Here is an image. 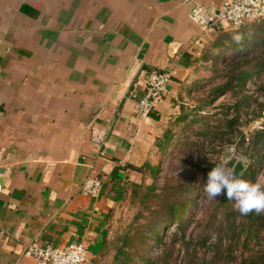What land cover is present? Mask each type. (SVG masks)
Segmentation results:
<instances>
[{
  "label": "crops",
  "instance_id": "0c3cea01",
  "mask_svg": "<svg viewBox=\"0 0 264 264\" xmlns=\"http://www.w3.org/2000/svg\"><path fill=\"white\" fill-rule=\"evenodd\" d=\"M225 1L0 0V264H36L35 239L105 245L203 56L233 29L201 33L192 6ZM153 71L173 73L170 93L143 115ZM90 174L103 182L95 198L80 192Z\"/></svg>",
  "mask_w": 264,
  "mask_h": 264
},
{
  "label": "rangeland",
  "instance_id": "374dc122",
  "mask_svg": "<svg viewBox=\"0 0 264 264\" xmlns=\"http://www.w3.org/2000/svg\"><path fill=\"white\" fill-rule=\"evenodd\" d=\"M248 26L207 50L179 99L186 115L166 121L174 135L165 152L154 154L155 175L148 167L137 194L112 210L105 245L89 250L86 264H242L264 252V220L235 218L226 195L209 199L204 192L207 174L220 164L236 172L241 163L240 178L264 184V20ZM242 71L250 74L243 86L237 78L234 88L217 89ZM175 198L190 199L181 226L164 223L171 218L164 204ZM244 226L252 227L250 234Z\"/></svg>",
  "mask_w": 264,
  "mask_h": 264
},
{
  "label": "built area",
  "instance_id": "2783aa9c",
  "mask_svg": "<svg viewBox=\"0 0 264 264\" xmlns=\"http://www.w3.org/2000/svg\"><path fill=\"white\" fill-rule=\"evenodd\" d=\"M190 19L203 34L223 30L224 25L240 29L248 23L264 19V0H227L219 6L195 3L190 11ZM172 76L170 71L145 74V94L138 103V112L149 114L169 95ZM102 187V179L96 174H90L82 182L80 192L84 196L95 198L100 195ZM1 190L0 181V192ZM25 254L36 264H86L88 250L82 240L52 245L35 239L26 246Z\"/></svg>",
  "mask_w": 264,
  "mask_h": 264
},
{
  "label": "clouds",
  "instance_id": "9594fccd",
  "mask_svg": "<svg viewBox=\"0 0 264 264\" xmlns=\"http://www.w3.org/2000/svg\"><path fill=\"white\" fill-rule=\"evenodd\" d=\"M233 39L240 43L242 37L235 35ZM204 192L209 199L226 195L228 200L234 202L235 209L241 215L264 214V184L246 181L234 169L226 168L223 164L216 165L207 174Z\"/></svg>",
  "mask_w": 264,
  "mask_h": 264
},
{
  "label": "trees",
  "instance_id": "16d2710c",
  "mask_svg": "<svg viewBox=\"0 0 264 264\" xmlns=\"http://www.w3.org/2000/svg\"><path fill=\"white\" fill-rule=\"evenodd\" d=\"M262 21V20H261ZM251 23L246 24L245 26L242 27V29H246L248 28ZM241 29V28H240ZM214 33H218V31L214 32ZM231 35L230 31H227L225 33H223L220 37H217L215 42L213 43V45L216 44H220L222 42L223 39L229 37ZM250 76V74L246 71H242L240 72L238 77L232 76L226 84H224L222 87L217 88L218 90H223V89H227V88H234L235 85V79L238 78V84L237 85H241L243 86V84L245 83L246 79ZM235 85V86H234ZM183 102H181L180 105H184L182 104ZM181 109H183V107H181ZM151 113V112H150ZM186 114H181L180 118L184 117ZM156 117V116H155ZM230 123V127L233 128L235 126V124L237 123V119L232 120ZM167 130H165L162 134V136L160 138H158V143H159V150H162V153L165 152V150L167 149V146L171 140V136L174 135V130H172V127L170 128L169 126L166 128ZM262 131L257 133V138L253 141V148H257V146L259 145V143L262 140ZM148 169V167L151 169V172L155 175L156 173V165H151L150 163H146V165L144 166ZM145 169V168H144ZM143 169V170H144ZM142 184H138L135 185V189L133 190V195L137 194V190L138 188L142 187ZM143 199H145L146 197H148V192L143 194ZM190 203V199H181V198H175L172 201L166 202L164 205L167 208L168 213L171 214V218L170 220H166L164 221V223H179L177 224L178 226L182 225V220L184 219V216L186 214V210L187 207ZM226 211H229L226 209ZM232 213L235 218L239 217V216H244L241 215L238 211L237 212H230ZM245 217H247L249 219V223L255 222V221H261L264 220V214L261 215H257L255 213H251L249 215H246ZM243 229H245L249 234L252 231V227L248 228L246 226L242 227ZM159 235V234H158ZM123 255L125 257V260L128 261L129 260V256L130 254L126 251L123 252ZM242 264H264V252L260 253L259 255H254V257L249 258V259H245Z\"/></svg>",
  "mask_w": 264,
  "mask_h": 264
},
{
  "label": "water",
  "instance_id": "95a60500",
  "mask_svg": "<svg viewBox=\"0 0 264 264\" xmlns=\"http://www.w3.org/2000/svg\"><path fill=\"white\" fill-rule=\"evenodd\" d=\"M241 167H242V164L241 163L237 165V167H236V173H238V171L241 169Z\"/></svg>",
  "mask_w": 264,
  "mask_h": 264
}]
</instances>
